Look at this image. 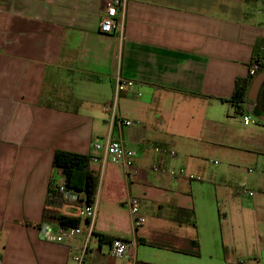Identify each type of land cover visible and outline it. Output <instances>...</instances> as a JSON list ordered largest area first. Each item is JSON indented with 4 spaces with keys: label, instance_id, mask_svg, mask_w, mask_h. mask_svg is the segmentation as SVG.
<instances>
[{
    "label": "crops",
    "instance_id": "0c3cea01",
    "mask_svg": "<svg viewBox=\"0 0 264 264\" xmlns=\"http://www.w3.org/2000/svg\"><path fill=\"white\" fill-rule=\"evenodd\" d=\"M107 2L0 0V264H76L85 219L75 241L59 242L55 223L34 224L52 176L65 183L55 151L99 154L95 144L118 135L104 112L117 74L135 81L120 94L119 113L134 121L122 135L139 168L127 182L117 164H94L100 186L87 263H261L262 194L248 197L239 186H264V117L246 125L229 99L264 51V0H125L122 35L99 29ZM258 106L248 102L243 112L258 114ZM131 195L146 217L137 232ZM76 205L63 212L75 215ZM99 234L127 239L128 256L110 255Z\"/></svg>",
    "mask_w": 264,
    "mask_h": 264
},
{
    "label": "built area",
    "instance_id": "2783aa9c",
    "mask_svg": "<svg viewBox=\"0 0 264 264\" xmlns=\"http://www.w3.org/2000/svg\"><path fill=\"white\" fill-rule=\"evenodd\" d=\"M120 7L124 9L125 0H108L105 13L101 17L99 22V29L102 33H112L114 31H119L121 35L124 33V18L120 15ZM124 12V11H123ZM262 59L260 56L256 59L250 67V74L254 75L261 63ZM115 80V92L112 102L104 106V112L110 115V118L113 124L117 128L118 135L115 137H109L105 143L97 142L95 144V150L99 151V154L93 155V160L95 162H111L117 164V166L122 167L124 177L127 182H130L138 174V164L136 163L135 156L136 152L133 148H130L126 141L123 138V130L126 127L132 126L134 121L131 119L124 118L119 113V97L122 92L131 90L135 86V81L133 79H128L121 77L117 74L114 78ZM243 116V122L246 125H256L258 120L251 117L250 114L245 113ZM160 148H156V151H160ZM170 154L174 157L177 156L174 150L170 151ZM151 170L155 172H163L171 177L175 178H191L192 180H197L198 178L192 173H187L185 168L174 169V168H161L159 165H154ZM240 193L243 195H248V197L255 198L258 194L264 195V186L261 190H255L249 187L247 180H243L240 183ZM61 190H64L63 185ZM83 204L76 205L75 215L81 217L85 220H89L85 224V229L87 230L86 239L80 244L74 245L73 258L76 264H88L87 263V254L89 250V242L94 236V223L97 215V202L96 200L92 203L86 201ZM142 200L135 195L127 197L126 207L129 210L132 228L134 232H137L138 228L146 222V217L141 213ZM83 230L78 226H59L58 225V234L55 238L61 242L64 240L75 241L76 237L82 234ZM130 242L127 239L114 237L109 243V253L115 258L121 259L128 256L129 244Z\"/></svg>",
    "mask_w": 264,
    "mask_h": 264
},
{
    "label": "trees",
    "instance_id": "16d2710c",
    "mask_svg": "<svg viewBox=\"0 0 264 264\" xmlns=\"http://www.w3.org/2000/svg\"><path fill=\"white\" fill-rule=\"evenodd\" d=\"M257 51L253 62L260 56L262 63L258 71L244 78H238L235 84L234 95L229 99L237 108L239 113H243L244 106L250 101V90L256 77L264 71V51ZM257 116L264 115V80L259 88ZM54 168L60 169L65 176L64 190H61L60 182L52 176L46 203L44 206L42 222L34 225L40 226L47 223H55L59 226H78L81 227L84 219L76 215H68L63 212L65 204H83L86 201L92 203L96 200L98 186H100V176L95 168V161L92 154H80V152L57 149L54 153ZM73 195H76L74 198ZM86 220L85 222H88ZM33 225V223H32ZM101 242H111L114 237L99 234Z\"/></svg>",
    "mask_w": 264,
    "mask_h": 264
},
{
    "label": "rangeland",
    "instance_id": "374dc122",
    "mask_svg": "<svg viewBox=\"0 0 264 264\" xmlns=\"http://www.w3.org/2000/svg\"><path fill=\"white\" fill-rule=\"evenodd\" d=\"M258 95H259V92H258ZM257 95V96H258ZM255 97L254 99H251L250 98V101H249V103H251V104H259L258 103V97ZM247 114L249 113L250 114V116L251 117H253V118H255L256 120H258V124L260 123L259 121H260V119H258L259 117H257L256 115L257 114H255V113H252V112H250V111H247L246 112ZM244 115H246L245 113L244 114H242V115H240V114H237V117H242V120H243V116ZM262 123H264L263 121L261 122V124ZM257 124V125H258ZM260 136H262V135H260ZM251 147H254V148H252V149H258V146H254V145H252ZM258 205H259V209L257 210V219H258V221H259V228H258V230L262 233V234H264V195H260L259 197H258ZM147 213H149V211L147 212ZM252 236H253V238H255V229L253 228L252 229ZM253 249L255 248V246H254V244L251 246ZM264 254V253H263ZM161 255H167V254H165V252H162V254ZM258 257V259L259 260H261V263H260V261H258V262H256V264H264V255H262L261 257L258 255L257 256ZM253 258V257H252ZM253 260H254V258H253ZM247 261H249V260H247Z\"/></svg>",
    "mask_w": 264,
    "mask_h": 264
},
{
    "label": "water",
    "instance_id": "95a60500",
    "mask_svg": "<svg viewBox=\"0 0 264 264\" xmlns=\"http://www.w3.org/2000/svg\"><path fill=\"white\" fill-rule=\"evenodd\" d=\"M263 80H264V71L258 77L255 78L252 84V87L250 90V96H249L251 99H254L258 95L259 88Z\"/></svg>",
    "mask_w": 264,
    "mask_h": 264
}]
</instances>
